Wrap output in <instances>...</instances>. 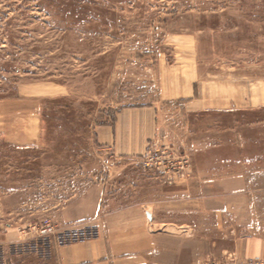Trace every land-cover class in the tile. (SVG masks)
I'll list each match as a JSON object with an SVG mask.
<instances>
[{
	"label": "rangeland",
	"instance_id": "obj_1",
	"mask_svg": "<svg viewBox=\"0 0 264 264\" xmlns=\"http://www.w3.org/2000/svg\"><path fill=\"white\" fill-rule=\"evenodd\" d=\"M240 66L263 85L264 0H0V263L52 255L57 235L41 237L37 226L75 229L53 212L90 182L124 202L147 176L175 186L199 181L195 167L234 174L237 153H264V106L204 112L186 143L156 138L131 160L99 140V128L125 114L171 107L173 83L226 82ZM165 146L170 169L141 163ZM184 154L189 166L174 168ZM233 213L213 211L212 252L195 264L236 252ZM10 230L19 236L4 242Z\"/></svg>",
	"mask_w": 264,
	"mask_h": 264
},
{
	"label": "crops",
	"instance_id": "obj_2",
	"mask_svg": "<svg viewBox=\"0 0 264 264\" xmlns=\"http://www.w3.org/2000/svg\"><path fill=\"white\" fill-rule=\"evenodd\" d=\"M244 68L237 67L236 76L226 82L196 77L187 87L173 83L167 99L171 107L156 102L141 110L146 115L141 118L125 114L116 126L100 127L99 140L119 161L131 160L156 138L186 143L190 122L204 112L264 106V82L261 86L260 79H246ZM172 125L178 135L168 132ZM263 159L264 153H253L251 160L237 153L234 174L221 164L195 167L199 181L175 186L147 176L138 198L124 202L116 195L105 199V188L90 182L53 216L59 225L92 230V236L53 245L52 255L35 262L12 255L11 262L5 259L0 264H191L211 254L217 216L227 218L233 212L235 244L230 249L242 257H264ZM18 236L10 230L4 242Z\"/></svg>",
	"mask_w": 264,
	"mask_h": 264
},
{
	"label": "built area",
	"instance_id": "obj_3",
	"mask_svg": "<svg viewBox=\"0 0 264 264\" xmlns=\"http://www.w3.org/2000/svg\"><path fill=\"white\" fill-rule=\"evenodd\" d=\"M169 149L170 148L168 146H165L163 149L151 150L142 156L141 163L145 167L153 168L159 166L158 162H161L164 167H168L170 169V167L173 166V154ZM189 162L190 160L188 154H184L179 161V165L174 166V168L178 167L181 170H185L189 166ZM37 230L40 232L39 235L41 237L57 235L60 245L86 239L94 234L92 230L86 228L58 229L50 219H46L42 225L37 226ZM200 264H264V259L253 257L240 258L236 253L229 252L225 253L221 257L205 260Z\"/></svg>",
	"mask_w": 264,
	"mask_h": 264
}]
</instances>
